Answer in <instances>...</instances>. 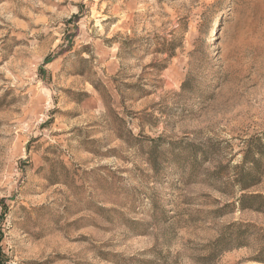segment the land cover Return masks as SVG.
<instances>
[{
	"label": "rangeland",
	"instance_id": "rangeland-1",
	"mask_svg": "<svg viewBox=\"0 0 264 264\" xmlns=\"http://www.w3.org/2000/svg\"><path fill=\"white\" fill-rule=\"evenodd\" d=\"M1 263L264 264V0H0Z\"/></svg>",
	"mask_w": 264,
	"mask_h": 264
},
{
	"label": "trees",
	"instance_id": "trees-1",
	"mask_svg": "<svg viewBox=\"0 0 264 264\" xmlns=\"http://www.w3.org/2000/svg\"><path fill=\"white\" fill-rule=\"evenodd\" d=\"M77 17L74 16L73 17V21H75ZM76 32V28L74 31V35ZM63 51L60 50L57 53H55L52 56H47L45 57V59L43 60V64L49 63L51 61H53L56 57H58ZM251 163V165H247L248 163ZM255 163L256 160L252 155V145L250 143V141H247V145H246V149L244 150V155H243V165L246 166L247 168L245 169V173L243 175H241V177H239L236 181L238 182V184L240 185L241 189H247L253 185H255L256 183L259 182V179L255 176ZM253 197H256L257 194L252 195ZM4 264V263H1Z\"/></svg>",
	"mask_w": 264,
	"mask_h": 264
}]
</instances>
